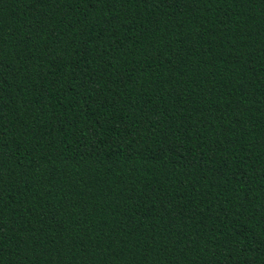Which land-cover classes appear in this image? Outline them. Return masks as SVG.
Instances as JSON below:
<instances>
[{
  "label": "trees",
  "instance_id": "trees-1",
  "mask_svg": "<svg viewBox=\"0 0 264 264\" xmlns=\"http://www.w3.org/2000/svg\"><path fill=\"white\" fill-rule=\"evenodd\" d=\"M0 264H264V0H0Z\"/></svg>",
  "mask_w": 264,
  "mask_h": 264
}]
</instances>
